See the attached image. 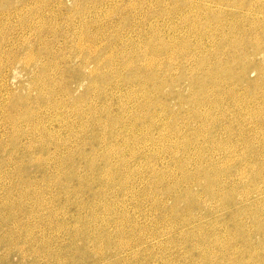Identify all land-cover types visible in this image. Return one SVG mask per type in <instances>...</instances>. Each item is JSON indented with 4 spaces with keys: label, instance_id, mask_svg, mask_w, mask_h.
<instances>
[{
    "label": "rangeland",
    "instance_id": "1",
    "mask_svg": "<svg viewBox=\"0 0 264 264\" xmlns=\"http://www.w3.org/2000/svg\"><path fill=\"white\" fill-rule=\"evenodd\" d=\"M186 1L0 0V264H264V99L236 86L237 0ZM138 67L154 81L127 83Z\"/></svg>",
    "mask_w": 264,
    "mask_h": 264
},
{
    "label": "bare ground",
    "instance_id": "2",
    "mask_svg": "<svg viewBox=\"0 0 264 264\" xmlns=\"http://www.w3.org/2000/svg\"><path fill=\"white\" fill-rule=\"evenodd\" d=\"M93 1V0H92ZM178 1H180V0H178ZM194 1V0H193ZM106 2V1H105ZM104 2V3H105ZM177 2V1H176ZM188 2H190L189 0H187L185 3H186V7L185 8H187L188 7ZM226 2H228L227 0H226ZM234 2V1H233ZM175 3V2H174ZM235 3V2H234ZM106 4V3H105ZM180 4V3H179ZM191 4V3H190ZM95 5V4H94ZM197 5V4H196ZM102 6V5H101ZM122 6V5H121ZM133 6V5H132ZM141 6V5H140ZM192 6H193V4H192ZM192 6H190V8L192 7ZM195 6V5H194ZM94 7V6H93ZM99 8V7H98ZM118 8V7H117ZM180 8V7H179ZM209 8V7H208ZM224 8V7H223ZM235 8H236V10H237V14H235V18H236V26H237V32H235V33H237V37H236V45L235 44H233V45H235L236 47H235V49H233V50H235L236 51V55H237V60H236V63H235V65H237V68H238V72H237V77L235 78L236 79V86H238L240 89H238L239 91L241 90V91H243V93H247L250 97H251V99H253V100H257V99H264V0H237V2H236V4H235ZM234 8V9H235ZM94 9V8H93ZM95 9H97V8H95ZM195 9H197V8H195ZM233 9V10H234ZM100 10V9H99ZM178 10V8L176 9L175 8V11H177ZM192 10V9H191ZM221 10V9H220ZM187 11H189V10H187ZM193 11V10H192ZM219 11V10H218ZM223 11V10H222ZM225 11H227V10H225ZM95 12V11H94ZM114 12H118L117 10L116 11H114ZM122 12V11H121ZM174 12V11H173ZM178 12V11H177ZM185 12V11H184ZM213 12V11H212ZM233 12V11H232ZM124 13V12H123ZM170 13V12H169ZM179 13V12H178ZM111 14V13H110ZM112 14H114V13H112ZM111 14V15H112ZM168 14V13H167ZM174 14V13H173ZM188 14V13H187ZM211 14V13H210ZM225 14V13H224ZM169 15V14H168ZM172 15V14H171ZM181 15V14H180ZM107 16V15H106ZM117 16V15H116ZM164 16H166V15H164ZM221 16V15H220ZM230 16H231V14H230ZM85 17V16H84ZM87 17V16H86ZM131 17V16H130ZM183 17V16H182ZM189 16H184V19L186 20V19H189L188 18ZM204 17H206V16H204ZM219 17V16H218ZM108 18V17H107ZM226 18V17H225ZM228 18V17H227ZM87 19V18H86ZM194 19V18H193ZM192 19V20H193ZM229 19V18H228ZM85 20V19H84ZM164 20H166V19H164ZM184 20V21H185ZM86 21V20H85ZM214 21V20H213ZM161 22V21H160ZM163 22V21H162ZM186 22V21H185ZM188 22V21H187ZM195 22V21H194ZM215 22V21H214ZM219 22H221V21H219ZM223 22V21H222ZM191 23V22H190ZM189 23V24H190ZM196 23V22H195ZM217 23V22H216ZM230 23V22H229ZM166 24V23H165ZM185 24V23H184ZM194 24V23H193ZM218 24V23H217ZM235 24V23H234ZM233 24V25H234ZM157 25V24H156ZM212 25V24H211ZM87 26V25H86ZM158 26V25H157ZM164 26V25H163ZM195 26V25H194ZM232 26V25H231ZM159 27V26H158ZM75 28V27H74ZM164 28V27H163ZM225 28V27H224ZM84 29V28H83ZM91 29V28H90ZM93 29V28H92ZM158 29V28H157ZM168 29V28H167ZM178 29V28H177ZM194 29V28H193ZM229 29V28H228ZM81 30V29H80ZM169 30V29H168ZM172 30V29H171ZM174 30V29H173ZM226 30V29H225ZM68 31V30H67ZM88 31H89V29H88ZM164 31V30H163ZM162 31V32H163ZM196 31V30H195ZM65 32V31H64ZM81 32V31H80ZM145 32V31H144ZM160 32V31H159ZM162 32H160V33H162ZM191 32V31H190ZM211 32H213L212 30H211ZM231 32V31H230ZM68 33V32H67ZM82 33V32H81ZM84 33V32H83ZM97 33H98V31H97ZM151 33V32H150ZM158 33V32H157ZM166 33V32H165ZM174 33H176V32H174ZM193 33V32H192ZM85 34V33H84ZM88 34H89V32H88ZM145 35H146V33H144ZM155 34V33H154ZM190 34V33H189ZM141 35V34H140ZM155 35H158V34H155ZM191 35V34H190ZM209 35V34H208ZM75 36V35H74ZM142 36V35H141ZM147 36V35H146ZM154 36V35H153ZM163 36V35H162ZM165 36H167L166 34H165ZM170 36V35H169ZM169 36H168V38H169ZM183 36V35H182ZM232 36V35H231ZM73 37V36H72ZM71 37V38H72ZM79 37V36H78ZM87 37V36H86ZM85 37V38H86ZM97 37V36H96ZM143 37V36H142ZM234 36H232V38H233ZM100 38V37H99ZM158 38V37H157ZM189 38V37H188ZM231 38V39H232ZM235 38V37H234ZM83 39H84V37H83ZM83 39H81V40H83ZM87 39V38H86ZM152 39V38H151ZM178 39V38H177ZM230 39V38H229ZM79 40V39H78ZM80 40V41H81ZM143 40V39H142ZM150 40V39H149ZM158 40V39H157ZM72 41H74V39L72 40ZM71 41V42H72ZM76 41V40H75ZM74 41V42H75ZM159 41V40H158ZM79 42V41H78ZM232 42H233V40H232ZM231 42V43H232ZM85 43V42H84ZM150 43V42H149ZM234 43V42H233ZM151 44H153V42L151 43ZM166 44V43H165ZM144 45V44H143ZM176 45V44H175ZM230 45V44H229ZM232 45V44H231ZM42 46H44V45H42ZM50 46V45H49ZM78 46V45H77ZM84 46V45H83ZM88 46V45H87ZM141 46V45H140ZM159 46V45H158ZM165 46V45H164ZM170 46V45H169ZM168 46V47H169ZM82 47V46H81ZM85 47V46H84ZM144 47V46H143ZM167 47V48H168ZM172 47H174V46H172ZM178 47V46H177ZM87 48V47H86ZM140 48V47H139ZM153 50H154V47H151ZM150 48V49H151ZM231 48H233V47H231ZM50 49V48H49ZM48 49V50H49ZM82 49H85V48H82ZM93 49V48H92ZM105 49V48H104ZM102 50V49H100V50H102L103 52L105 51V52H107L106 50ZM141 49V48H140ZM149 49V51L151 52V50ZM170 49V48H169ZM172 49V48H171ZM174 49V48H173ZM180 49H182V48H180ZM204 49V48H203ZM215 49V48H214ZM230 49V48H229ZM81 50V49H80ZM108 50V49H107ZM136 50V49H135ZM134 50V51H135ZM155 50H156V48H155ZM160 50V49H159ZM178 50H179V48H178ZM201 50V49H200ZM206 50V49H205ZM34 51V50H33ZM89 51V50H88ZM99 51V50H98ZM102 51H101V53H102ZM148 51V50H147ZM171 51V50H170ZM176 51H177V49H176ZM207 51V50H206ZM210 51H212V50H210ZM37 52H39L38 51V49H37ZM41 52V51H40ZM51 52V51H50ZM80 52V51H79ZM97 52V51H96ZM105 52H104V56H105ZM136 52V51H135ZM138 52V51H137ZM165 52H167V51H165ZM174 52V51H173ZM185 52V51H184ZM213 52V51H212ZM211 52V53H212ZM216 52H218V51H216ZM81 53V52H80ZM98 53V52H97ZM215 53V52H214ZM214 53H213V55H214ZM230 53V52H229ZM234 52H232V54H233ZM88 54V53H87ZM93 54V53H92ZM99 54H100V52H99ZM134 54V53H133ZM158 54V53H157ZM166 54V53H165ZM202 54V53H201ZM206 54H207V52H206ZM80 55V54H79ZM90 55H91V53H90ZM94 55H96V53L94 54ZM98 55V54H97ZM140 55H141V53H140ZM198 55V54H197ZM216 55V54H215ZM103 56V57H104ZM146 56V55H145ZM169 56H171V55H169ZM173 56H174V53H173ZM199 56V55H198ZM37 57V56H36ZM134 57V56H133ZM148 57V56H147ZM152 57V56H151ZM233 57V56H232ZM90 58V57H89ZM99 58V57H98ZM97 58V59H98ZM153 58V57H152ZM180 58V57H179ZM220 58V57H219ZM230 58V57H229ZM42 59V58H41ZM46 59V58H45ZM48 59V58H47ZM50 59V58H49ZM135 59V58H134ZM147 59V58H146ZM149 59V58H148ZM184 59V58H183ZM185 59H187V58H185ZM217 59V58H216ZM234 59H236V58H234ZM37 60H38V58H37ZM101 60V59H100ZM113 60V59H112ZM128 60V59H127ZM130 60V59H129ZM136 60V59H135ZM134 60V61H135ZM150 60V59H149ZM155 60H157V59H155ZM195 60V59H194ZM197 60V59H196ZM199 60H200V58H199ZM210 60V59H209ZM213 60H215V59H213ZM28 61V60H27ZM121 61V60H120ZM125 61V60H124ZM201 61V60H200ZM211 61V60H210ZM86 63H88L89 61H85ZM108 62H109V59H108ZM108 62H105V64L106 63H108ZM112 62V61H111ZM115 62V61H114ZM131 62V61H130ZM155 62V61H154ZM184 62V61H183ZM194 62H198V61H194ZM228 62V61H227ZM33 63V62H32ZM32 63H30L31 65H32ZM146 63V62H145ZM150 63V62H149ZM158 63V62H157ZM171 63V62H170ZM198 63H200V62H198ZM211 63V62H210ZM214 63V62H213ZM224 63V62H223ZM232 64V63H231ZM109 65V64H108ZM138 65V64H137ZM150 65V64H149ZM149 65H147V66H149ZM152 65V64H151ZM200 65V64H199ZM223 65H225V64H223ZM222 65V66H223ZM227 65H228V63H227ZM35 66V65H34ZM96 66H97V64H96ZM106 66V65H105ZM113 66V65H112ZM131 66H133V64L132 63H129V64H125L124 65V67L125 68H130ZM140 66V65H139ZM203 66H204V62H203ZM219 66V65H218ZM226 66V65H225ZM48 67V66H47ZM51 67V66H50ZM54 67V66H53ZM56 67H57V65H56ZM99 67V66H98ZM118 67V66H117ZM121 67H123V66H121ZM144 67V66H143ZM196 67H197V63H196ZM201 67V66H200ZM211 67H213V66H211ZM49 68V67H48ZM59 68V67H58ZM57 68V69H58ZM140 68H142V67H138V69L136 70V72H134L135 73V75H131L132 77H131V79L127 82V83H130L131 84V82H133V81H135V82H137L138 84H146V80H148V81H150L151 82V80H153V77H155L152 73L150 74V75H145V77H146V79H144L145 80V82L143 81L142 82V74H141V72H142V69H140ZM147 68V67H146ZM214 68V67H213ZM212 68V69H213ZM235 68V67H234ZM44 69H46V68H44ZM54 69V68H53ZM98 69H100V68H98ZM107 69H109L108 67H107ZM153 69V68H152ZM208 69V68H207ZM211 69V68H210ZM209 69V70H210ZM219 69V68H218ZM225 69V68H224ZM223 69V70H224ZM55 70V69H54ZM105 70V69H104ZM118 70V69H117ZM125 70V69H124ZM220 70V69H219ZM221 70H222V68H221ZM222 70V71H223ZM227 70H229V69H227ZM226 70V71H227ZM235 70V69H234ZM53 71V70H52ZM59 72H60V70H58ZM106 71V70H105ZM115 72H117L116 70H114ZM113 71V72H114ZM134 71V70H133ZM188 71H190V70H188ZM218 71V70H217ZM38 72H39V70H38ZM37 72V73H38ZM44 72V71H43ZM51 72V71H50ZM49 72V73H50ZM109 72V71H108ZM115 72H114V74H115ZM147 72V71H146ZM196 72H198L199 73V71H196ZM208 72V71H207ZM213 72V71H212ZM219 72V71H218ZM48 73V72H47ZM46 73V71H45V73H44V75L45 74H47ZM111 73V72H110ZM122 73V72H121ZM124 73V72H123ZM122 73V74H123ZM133 73V74H134ZM156 73V72H155ZM159 73V72H158ZM197 73V74H198ZM202 73V72H201ZM210 73V72H209ZM95 74V73H94ZM100 74H102V73H100ZM120 74V73H119ZM145 74V73H144ZM157 74V73H156ZM211 74V73H210ZM43 75V74H42ZM48 75V74H47ZM96 75V74H95ZM104 75V74H103ZM117 75V74H116ZM126 75V74H125ZM128 75V74H127ZM218 75V74H217ZM217 75H215V76H217ZM37 76H38V74H37ZM51 76V75H50ZM122 77H123V75H121ZM39 77V76H38ZM96 77V76H95ZM110 77V76H109ZM144 77V78H145ZM204 77H205V75H204ZM208 78H209V76H207ZM225 77H226V75H225ZM34 78V77H33ZM41 78V77H40ZM115 78H117V77H115ZM158 78V77H157ZM200 78H201V76H200ZM199 78V79H200ZM217 78V77H216ZM42 79V78H41ZM47 79V78H46ZM92 79H93V77H92ZM113 79V78H112ZM118 79V78H117ZM120 79H122V78H120ZM160 80H161V78H159ZM188 79V78H187ZM203 79V78H202ZM213 79V78H212ZM214 79H215V77H214ZM222 79H225V78H222ZM37 80V79H36ZM106 80V79H105ZM105 80H103V82L105 81ZM167 80V79H166ZM165 80V81H166ZM172 80V79H171ZM193 80H195L194 78H193ZM201 80V79H200ZM218 80H220V79H218ZM33 81V80H32ZM43 81V80H42ZM41 81V82H42ZM56 80H54V82H55ZM100 81H102V80H100ZM114 81V80H113ZM124 81V80H123ZM154 81V80H153ZM163 81V80H162ZM189 81V80H188ZM191 81V80H190ZM203 82H204V80H202ZM211 81V80H210ZM215 81V80H214ZM223 81V80H222ZM221 81V82H222ZM226 81H228V80H226ZM109 82V81H108ZM116 82V81H115ZM150 82H148V84L150 83ZM170 82V81H169ZM176 82V81H175ZM37 83V82H36ZM111 83V82H110ZM114 83V82H113ZM118 83V82H117ZM173 83V82H172ZM199 83V82H198ZM218 83V82H217ZM224 83V82H223ZM222 83V84H223ZM230 84H231V82H229ZM228 83V84H229ZM50 84V83H49ZM48 84V85H49ZM54 84V83H53ZM115 85H116V83H114ZM156 84V83H155ZM154 84V85H155ZM163 84V83H162ZM170 84V83H169ZM200 84V83H199ZM212 84H213V82H212ZM211 84V85H212ZM221 84V83H220ZM38 85V84H37ZM47 85V86H48ZM100 85V84H99ZM102 85H103V83H102ZM110 85H112V83L110 84ZM123 85V84H122ZM128 85V84H127ZM152 85V84H151ZM168 85V84H167ZM192 85V84H191ZM216 85V83L214 84V86ZM218 85V84H217ZM53 86V85H52ZM52 86H50V87H52ZM105 86V85H104ZM124 86V85H123ZM126 86V85H125ZM134 86V85H133ZM158 86V85H157ZM200 86V85H199ZM221 86V85H220ZM227 86V85H226ZM42 87V86H41ZM49 87V88H50ZM95 87V86H94ZM110 87V86H109ZM115 87H117V86H115ZM137 87V86H136ZM162 87V86H161ZM196 87V86H195ZM195 87H194V89H195ZM208 87V86H207ZM213 87V86H212ZM222 87V86H221ZM228 87V86H227ZM54 88V86L52 87V89ZM120 88V87H119ZM146 88V87H145ZM156 88V87H155ZM158 88H159V86H158ZM190 88H192V86L190 87ZM42 89V88H41ZM45 89V88H44ZM58 89V88H57ZM161 89V88H160ZM212 89V88H211ZM214 89V88H213ZM212 89V91H213V93H214V90ZM218 89V88H217ZM222 89V88H221ZM227 89V88H226ZM61 90V89H60ZM113 90V89H112ZM112 90H110V91H112ZM115 90V89H114ZM192 90V89H191ZM209 90V89H208ZM219 90V89H218ZM237 90V91H238ZM258 90H261L262 91V93L261 94H257L256 95V92L258 91ZM46 91H47V89H46ZM49 91V90H48ZM50 91H51V89H50ZM55 91V90H54ZM58 91V90H57ZM63 91V90H62ZM120 91V90H119ZM154 91H156V90H154ZM193 91H195V90H193ZM198 91V90H197ZM202 91H203V87H202ZM210 91V90H209ZM215 91H217L216 89H215ZM53 92V91H52ZM217 92H219V91H217ZM40 93V92H39ZM42 93V92H41ZM46 93V92H45ZM50 93V92H49ZM57 93V92H56ZM112 93H114V92H111V94ZM118 93V92H117ZM144 93V92H143ZM151 93V92H150ZM153 93V92H152ZM52 94H54V93H52ZM158 94V93H157ZM197 94V93H196ZM204 94V93H203ZM208 94V93H207ZM48 95H50V94H48ZM47 95V96H48ZM61 95V94H60ZM62 95H64V94H62ZM69 95V94H68ZM114 95V94H113ZM160 96H161V94H159ZM199 95V94H198ZM198 95H196L197 97H198ZM221 95V94H220ZM46 96V95H45ZM59 96V95H58ZM70 96V95H69ZM119 96H121V95H119ZM152 96H154V95H152ZM192 96H195L194 94L192 95ZM196 96H195V98H196ZM202 96V95H201ZM205 96V95H204ZM218 96V95H217ZM40 97H43V96H40ZM49 97V96H48ZM55 97V96H54ZM65 97V96H64ZM63 97V98H64ZM107 97V96H106ZM167 97V96H166ZM169 97V96H168ZM203 97V96H202ZM215 97V96H214ZM221 97V96H220ZM239 97V96H238ZM28 98H30V97H28ZM51 98V97H50ZM58 98V97H57ZM108 98H109V96H108ZM108 98L106 99V100H108ZM217 98V97H216ZM222 98V97H221ZM224 98V97H223ZM55 99V98H54ZM65 99V98H64ZM190 99V98H189ZM192 99V98H191ZM211 99H213V98H211ZM236 99V98H235ZM240 99V98H239ZM26 100V99H25ZM28 100V99H27ZM30 100V99H29ZM32 100H34V99H32ZM32 100H30L29 102H31ZM36 100V99H35ZM49 100V99H48ZM53 100V99H52ZM97 100H99V99H97ZM157 100V99H156ZM180 100H181V98H180ZM195 100H197V99H195ZM50 101V100H49ZM56 101H58V100H56ZM61 101V100H60ZM100 101V100H99ZM142 101V100H141ZM199 101V100H198ZM197 101V102H198ZM206 101V100H205ZM251 101V100H250ZM22 102V101H21ZM20 102V103H21ZM40 102V101H39ZM52 101H50V103H51ZM55 102V101H54ZM81 102V101H80ZM137 102H138V100H137ZM148 102V101H147ZM151 102V101H150ZM157 102V101H156ZM184 102H186V101H184ZM207 102H208V100H207ZM255 102V101H254ZM53 103V102H52ZM65 103H67V102H65ZM82 103V102H81ZM140 103V102H139ZM139 103H138V105H139ZM144 103V102H143ZM146 103V102H145ZM190 103V102H189ZM192 103V102H191ZM200 103V102H199ZM220 103V102H219ZM259 103V102H258ZM261 103V102H260ZM55 104V103H54ZM60 104V102H58V105ZM110 104V103H109ZM141 104H142V102H141ZM208 104V103H207ZM206 104V105H207ZM233 104H234V102H233ZM32 105V104H31ZM36 105V104H35ZM50 105H52V104H50ZM57 105V106H58ZM63 105V104H62ZM106 105V104H105ZM146 105V104H145ZM159 105V104H158ZM182 105V104H181ZM195 105V104H194ZM205 105V106H206ZM216 105V104H215ZM220 105V104H219ZM236 105V104H235ZM245 105V104H244ZM243 105V106H244ZM17 106H19V105H17ZM40 106V105H39ZM80 106H81V104H80ZM154 106V105H153ZM212 106V105H211ZM233 106V105H232ZM45 107V106H44ZM52 107H53V105H52ZM51 107V108H52ZM56 107V106H55ZM60 107H62V106H60ZM59 107V108H60ZM77 107H78V105H77ZM207 107H209V106H207ZM218 107H220V106H218ZM238 107V106H237ZM23 108V107H22ZM30 108V107H29ZM57 108V107H56ZM76 108V107H75ZM135 108V107H134ZM146 108V107H145ZM222 108V107H221ZM228 108V107H227ZM262 108L263 107H261L260 109L262 110ZM41 109V108H40ZM43 109V108H42ZM46 109V108H45ZM47 109H49V108H47ZM138 109V108H137ZM149 109V108H148ZM148 109H147V111H148ZM156 109V108H155ZM199 109H200V107H199ZM205 109H207V108H205ZM204 109V110H205ZM212 109H213V107H212ZM217 109V108H216ZM235 110L237 109V108H234ZM241 109V108H240ZM31 110V109H30ZM35 110V109H34ZM37 111L39 110V109H36ZM35 110V111H36ZM127 110V109H126ZM211 110V109H210ZM228 110V109H227ZM106 111V110H105ZM219 111V110H218ZM223 111H225V110H223ZM263 111V110H262ZM32 112V111H31ZM41 112V111H40ZM50 112V111H49ZM103 112V111H102ZM110 112V111H109ZM124 112V111H123ZM123 112H121V113H123ZM141 112V111H140ZM207 112V111H206ZM248 112V111H247ZM256 112V111H255ZM254 112V113H255ZM261 112V111H260ZM28 113V112H27ZM51 113V112H50ZM136 113H137V111H136ZM154 113H155V111H154ZM208 113V112H207ZM220 113V112H219ZM256 113H258V112H256ZM52 114V113H51ZM60 114V113H59ZM58 114V115H59ZM125 114H126V112H125ZM141 114H143V113H141ZM147 114V113H146ZM185 114V113H184ZM206 114V113H205ZM217 114V113H216ZM221 114H222V112H221ZM244 114V113H243ZM261 114V113H260ZM27 115V114H26ZM35 115V114H34ZM43 115V114H42ZM41 115V116H42ZM55 115V114H54ZM52 116L53 118L55 117V116ZM57 115V114H56ZM64 115V114H63ZM62 115V116H63ZM134 115V114H133ZM137 115V114H136ZM150 115V114H149ZM254 115V114H253ZM28 116V115H27ZM39 116V115H38ZM110 116V115H109ZM122 116H124V115H122ZM180 116V115H179ZM263 116V115H262ZM64 117V116H63ZM101 117V116H100ZM118 117V116H117ZM176 117V116H175ZM264 117V116H263ZM262 117V118H263ZM28 118H30V116L28 117ZM57 118V117H56ZM59 118V117H58ZM110 118V117H109ZM136 118V117H135ZM139 118V117H138ZM182 118H184V117H182ZM257 118V117H256ZM255 118V119H256ZM42 119V118H41ZM46 119V118H45ZM48 119H49V117H48ZM60 119V118H59ZM103 119V118H102ZM112 118H110V120H111ZM117 119V118H116ZM141 119V118H140ZM144 119V118H143ZM152 119V118H151ZM254 119V118H253ZM40 120V119H39ZM55 120V119H54ZM105 120V119H104ZM107 120V119H106ZM105 120V121H106ZM114 120V119H113ZM135 120H137V119H135ZM142 120V119H141ZM179 120H181V119H179ZM214 120V119H213ZM258 120V119H257ZM37 121V120H36ZM42 121V120H41ZM50 121V120H49ZM59 121H61V120H59ZM121 121V120H120ZM124 121V120H123ZM123 121H121L122 122V125H123ZM134 121V120H133ZM154 121V120H153ZM178 121V120H177ZM182 121V120H181ZM188 121V120H187ZM28 122V121H27ZM31 122H32V120H31ZM57 122H58V120H57ZM104 122V121H103ZM108 122H109V120H108ZM113 122L114 121H112V124H113ZM119 122V121H118ZM127 122V121H126ZM125 122V123H126ZM135 122V121H134ZM137 122V121H136ZM183 122V121H182ZM189 122V121H188ZM202 122V121H201ZM61 123V122H60ZM115 123H116V121H115ZM31 124V123H30ZM35 124V123H34ZM59 124V123H58ZM95 124V123H94ZM99 124V123H98ZM108 124V123H107ZM119 124V123H118ZM121 124V123H120ZM119 124V125H120ZM147 124V123H146ZM189 124V123H188ZM191 124V123H190ZM31 125H33V124H31ZM42 125V124H41ZM47 125V124H46ZM103 125V124H102ZM132 125H134V124H132ZM136 125V124H135ZM134 125V126H135ZM111 126V125H110ZM115 126H116V124H115ZM186 126H188V125H186ZM36 127V126H35ZM34 127V128H35ZM38 127V126H37ZM45 127V126H44ZM104 127V126H103ZM106 127V126H105ZM112 127V126H111ZM118 127V126H117ZM153 127V126H152ZM151 127V128H152ZM125 128V127H124ZM131 128V127H130ZM32 129V128H31ZM39 129V128H38ZM48 129V128H47ZM106 129V128H105ZM109 129V128H108ZM110 129H112V128H110ZM114 129H115V127H114ZM35 130V129H34ZM117 130H119L118 128L116 129V131ZM128 130V129H127ZM132 130V129H131ZM231 130V129H230ZM36 131V130H35ZM38 131V130H37ZM44 131V130H43ZM234 131V130H233ZM34 132V131H33ZM39 132V134L41 133L40 131H38ZM55 132H56V130H55ZM107 132V131H106ZM128 132V131H127ZM130 132H132V131H130ZM13 133H15V132H13ZM17 133V132H16ZM20 133V132H19ZM43 133V132H42ZM119 133H120V131H119ZM54 134V133H53ZM18 135V134H17ZM33 135V134H32ZM43 135V134H42ZM45 135V134H44ZM52 135V134H51ZM105 135V134H104ZM117 135V134H116ZM123 135V134H122ZM191 135H193V134H191ZM22 136V135H21ZM35 136V135H34ZM49 136H50V134H49ZM124 136V135H123ZM122 136V137H123ZM23 137V136H22ZM25 137V136H24ZM41 137V136H40ZM46 137V136H45ZM51 137V136H50ZM55 137V136H54ZM53 137V138H54ZM115 137V136H114ZM152 137V136H151ZM14 138H17V136L16 137H14ZM19 138V137H18ZM26 138V137H25ZM37 138V137H36ZM52 138V137H51ZM59 138V137H58ZM58 138H57V140H58ZM120 138V137H119ZM124 138V137H123ZM22 139V138H21ZM77 139V138H76ZM122 139V138H121ZM16 140V139H15ZM41 140V139H40ZM125 140H127V138L125 139ZM129 140V139H128ZM213 140V139H212ZM17 141V140H16ZM21 141V140H20ZM44 141V140H43ZM55 141V140H54ZM68 141V140H67ZM71 141V140H70ZM78 141V140H77ZM45 142V141H44ZM82 142V141H81ZM121 142V141H120ZM127 142V141H126ZM125 142V143H126ZM128 142H130V141H128ZM127 142V143H128ZM49 143V142H48ZM114 143V142H113ZM126 143V144H127ZM189 143V142H188ZM54 144H55V142H54ZM57 144V143H56ZM83 144V143H82ZM111 144V143H110ZM123 144V143H122ZM125 144V145H126ZM130 144V143H129ZM133 144V143H132ZM146 144V143H145ZM184 144H186V143H184ZM247 144V143H246ZM245 144V145H246ZM249 145V144H248ZM34 146V145H33ZM33 146L31 147V148H33ZM111 146H112V144H111ZM129 146V145H128ZM56 147V146H55ZM59 147V146H58ZM193 147V146H192ZM247 147V146H246ZM60 148V147H59ZM58 148V149H59ZM184 148V147H183ZM187 148H188V146H187ZM186 148V149H187ZM34 149V148H33ZM116 149V148H115ZM185 149V148H184ZM247 149H248V147H247ZM114 150V149H113ZM127 150V149H126ZM190 150V149H189ZM188 150V151H189ZM249 150V149H248ZM259 151H260V149H258ZM257 150V151H258ZM42 151V150H41ZM129 151V150H128ZM177 151V150H176ZM256 151V152H257ZM115 152H116V150H115ZM133 152V151H132ZM150 152V151H149ZM186 152V151H185ZM109 153H110V151H109ZM111 153H113V152H111ZM129 153H131V152H129ZM94 154H95V152H94ZM77 155H79V154H77ZM122 155V154H121ZM127 155H128V153H127ZM131 155H134L133 153L131 154ZM247 155V154H246ZM249 155V154H248ZM256 155H259V153L257 154L256 153ZM159 156V155H158ZM80 157V156H79ZM96 157V156H95ZM122 157V156H121ZM125 157H126V154H125ZM248 157V156H247ZM254 158V157H253ZM105 159V158H104ZM164 159V158H163ZM86 160H87V158H86ZM92 160H94V159H92ZM122 160V159H121ZM126 160H127V157H126ZM254 160V159H253ZM199 161H201V159L199 160ZM65 162V161H64ZM68 162V161H67ZM97 162V161H96ZM111 162V161H110ZM125 162V161H124ZM202 162V161H201ZM63 163V162H62ZM100 163V162H99ZM107 163H109V162H107ZM107 163H105V166L104 167H106V164ZM126 163V162H125ZM84 164V163H83ZM196 164V163H195ZM200 165H202V164H200ZM211 165H212V163H211ZM260 165V164H259ZM261 165H264V164H261ZM203 166V165H202ZM209 167H211V166H209ZM224 167V166H223ZM223 167L221 166V168L223 169ZM231 167V166H230ZM229 167V168H230ZM6 168V167H5ZM4 168V169H5ZM92 168V167H91ZM96 168V167H95ZM107 168V167H106ZM105 168V169H106ZM128 168V167H127ZM202 168V167H201ZM232 168V167H231ZM256 168V167H255ZM3 169V170H4ZM10 169V168H9ZM81 169V168H80ZM137 169V168H136ZM210 170V169H209ZM208 170V171H209ZM207 171V172H208ZM228 171H229V169H228ZM247 171V170H246ZM6 172V171H5ZM203 172H205V171H203ZM203 172H201V173H203ZM211 172H214V170L213 171H211ZM24 174H25V172H23ZM67 173H68V171H67ZM210 173V172H209ZM221 173V172H220ZM9 174V173H8ZM207 174V173H206ZM206 174H203V175H206ZM212 174V173H211ZM72 175V174H71ZM128 175V174H127ZM210 175V174H209ZM208 176V175H207ZM223 176V175H222ZM242 176V175H241ZM21 177V176H20ZM111 177V176H110ZM212 177V176H211ZM218 177V176H217ZM3 178V177H2ZM22 178V177H21ZM73 178V177H72ZM71 178V179H72ZM112 178V177H111ZM128 178V177H127ZM163 178V177H162ZM243 178V177H242ZM45 179V178H44ZM211 179V178H210ZM93 180V179H92ZM108 180V179H107ZM210 181V180H209ZM208 181V182H209ZM92 182V181H91ZM109 182V181H108ZM127 182V181H126ZM217 182H219V181H217ZM129 183V182H128ZM211 182H209L208 184H210ZM214 183H215V181H214ZM213 183V184H214ZM90 184V183H89ZM88 184V185H89ZM124 184V183H123ZM218 184V183H217ZM87 185V186H88ZM214 185H216V183L214 184ZM219 185V184H218ZM202 186V185H201ZM211 186V185H210ZM209 186V187H210ZM213 186V185H212ZM208 187V186H207ZM206 186H205V188H207ZM217 187V186H216ZM211 188V187H210ZM218 188V187H217ZM88 189H89V187H88ZM208 189V188H207ZM219 189V188H218ZM217 189V190H218ZM259 189V188H258ZM90 190V189H89ZM191 190V189H190ZM189 190V191H190ZM214 190V189H213ZM188 191V190H187ZM83 192V191H82ZM219 192V191H218ZM234 192V191H233ZM206 193V192H205ZM210 193V192H209ZM214 193H215V191H214ZM217 193V192H216ZM44 193H42L41 195H43ZM7 195H9V194H7ZM38 195V194H37ZM40 195V196H41ZM163 195V194H162ZM210 195V194H209ZM208 195V196H209ZM218 195V194H217ZM223 195V194H222ZM211 196V195H210ZM249 196V195H248ZM42 197V196H41ZM40 198V197H39ZM194 198H195V196H194ZM218 198V197H217ZM217 198H213V199H215V200H217ZM43 200V199H42ZM7 201V200H6ZM41 201V200H40ZM174 201H176V200H174ZM220 201V200H219ZM218 201V202H219ZM232 201V200H231ZM3 202H5V200L3 201ZM43 202H44V200H43ZM7 203H8V201H7ZM221 203V202H220ZM46 204V203H45ZM93 204V203H92ZM92 204H91V206H92ZM4 205V204H3ZM229 205V204H228ZM224 206H226V205H224ZM2 207V206H1ZM49 207V206H48ZM229 207V206H228ZM3 208V207H2ZM41 208V207H40ZM43 208V207H42ZM50 208V207H49ZM232 208V207H231ZM4 209V208H3ZM76 209V208H75ZM228 209V208H227ZM192 210V209H191ZM226 210V209H225ZM1 211V210H0ZM186 211H187V209H186ZM189 211V210H188ZM171 213H174V210H172L171 209V211H170ZM232 212V211H231ZM186 213V212H185ZM2 214V213H1ZM0 214V215H1ZM47 214V213H46ZM52 214V213H51ZM48 215H50V213L48 214ZM188 215V214H187ZM55 216V215H54ZM43 218H45V217H43ZM90 218V217H89ZM257 218H259V217H257ZM258 221H260L259 219H257ZM44 221V220H43ZM52 221V220H51ZM45 222V221H44ZM237 222V221H236ZM68 223V222H67ZM138 223V222H137ZM186 223H187V220H186ZM185 223V224H186ZM234 222H232V224H233ZM47 224V223H46ZM45 224V225H46ZM237 224V223H236ZM258 224V223H257ZM260 224V223H259ZM259 224H258V226H259ZM54 225V224H53ZM231 225V224H230ZM234 225V224H233ZM241 225V224H240ZM243 225V224H242ZM257 226V225H256ZM57 227V226H56ZM67 227V226H66ZM237 227V226H236ZM239 227V226H238ZM68 228V227H67ZM233 229V228H232ZM54 230V229H53ZM53 230H51V231H53ZM239 230V229H238ZM243 230H244V227H243ZM50 231V230H49ZM92 232V231H91ZM244 232H245V230H244ZM43 233H45V232H43ZM49 233V232H48ZM79 234V233H78ZM89 234H91V233H89ZM111 235V234H110ZM78 236V235H77ZM87 236V235H86ZM108 236V235H107ZM245 236V235H244ZM50 237V236H49ZM109 237V236H108ZM245 239V238H244ZM33 240V239H32ZM92 240V239H91ZM126 240V239H125ZM34 241V240H33ZM93 241V240H92ZM101 241V240H100ZM205 241V240H204ZM241 241H242V239H241ZM244 241V240H243ZM246 241V240H245ZM123 242V241H122ZM199 242V241H198ZM49 244V243H48ZM158 244V243H157ZM192 245V244H191ZM45 246H47V245H45ZM159 246V245H158ZM44 247V246H43ZM47 249V248H46ZM99 250V249H98ZM49 251V250H48ZM94 253V252H93ZM217 253V252H216ZM137 254V253H136ZM219 254V253H218ZM95 255V254H94ZM134 258V257H133ZM167 260V259H166ZM165 260V261H166ZM164 260H162V262H163ZM264 261V260H263ZM56 262V261H55ZM171 262V261H170ZM169 262V263H170ZM53 263V262H52ZM51 263V264H52ZM58 263H59V261H58ZM60 264V263H59ZM173 264V263H172Z\"/></svg>",
    "mask_w": 264,
    "mask_h": 264
}]
</instances>
